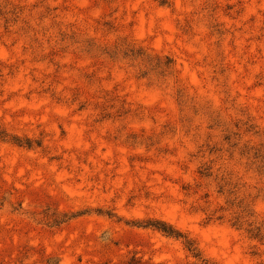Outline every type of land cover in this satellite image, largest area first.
<instances>
[{
    "label": "rangeland",
    "instance_id": "obj_1",
    "mask_svg": "<svg viewBox=\"0 0 264 264\" xmlns=\"http://www.w3.org/2000/svg\"><path fill=\"white\" fill-rule=\"evenodd\" d=\"M252 226L264 0H0V264H264Z\"/></svg>",
    "mask_w": 264,
    "mask_h": 264
},
{
    "label": "trees",
    "instance_id": "obj_2",
    "mask_svg": "<svg viewBox=\"0 0 264 264\" xmlns=\"http://www.w3.org/2000/svg\"><path fill=\"white\" fill-rule=\"evenodd\" d=\"M26 145L28 144L26 143ZM153 226L168 236L176 237V238L181 237L180 234L176 233L170 226L165 225L164 223L155 222ZM247 233L251 238L264 239V231H262V229L259 226L249 227V229H247ZM186 247L193 254L194 257L198 256L196 248L193 247V245L190 242L186 241Z\"/></svg>",
    "mask_w": 264,
    "mask_h": 264
}]
</instances>
